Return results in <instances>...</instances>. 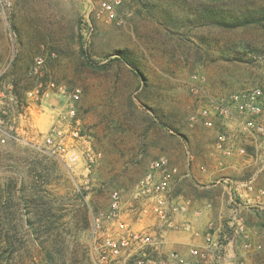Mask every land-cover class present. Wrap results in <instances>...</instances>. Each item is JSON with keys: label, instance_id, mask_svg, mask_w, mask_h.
<instances>
[{"label": "rangeland", "instance_id": "374dc122", "mask_svg": "<svg viewBox=\"0 0 264 264\" xmlns=\"http://www.w3.org/2000/svg\"><path fill=\"white\" fill-rule=\"evenodd\" d=\"M101 3L31 0L18 20L0 19V59L16 58L17 44L31 51L10 73H26L42 46L57 54L48 60L45 80L81 90L72 119L83 137L77 145L84 154L89 147L101 154L96 178L88 179L84 160L68 168L23 143L0 146V264H137L131 258L144 249H124L115 258L104 247L117 236L108 219L112 192H121L123 220L148 232L136 227L153 218L140 216L144 202L135 190L152 162L165 156L186 168L205 140L216 148L221 136L223 156L244 149L243 159L253 161L244 177L226 183L240 185L246 196L235 191L218 235L227 238L222 252L204 250L199 264H264V135L245 131L237 113L214 118L212 128L190 121L211 101L264 91V0L125 1L116 8L121 25L98 18ZM57 14L70 18L64 40ZM247 19L257 21L232 27ZM87 20L94 27L88 47L82 35ZM31 30L40 33L30 37ZM122 53L139 72L118 57ZM26 81L22 86L32 87ZM66 103L52 92L34 112L21 110L16 127L22 138L32 137L34 124L47 131ZM259 121L264 125V115ZM235 213L245 220V236L229 227ZM161 254L149 250L151 257Z\"/></svg>", "mask_w": 264, "mask_h": 264}, {"label": "built area", "instance_id": "2783aa9c", "mask_svg": "<svg viewBox=\"0 0 264 264\" xmlns=\"http://www.w3.org/2000/svg\"><path fill=\"white\" fill-rule=\"evenodd\" d=\"M125 1L130 2L133 0H102L101 12L98 14V18L104 16L108 21H115L121 25L122 21L118 18L116 8ZM15 2L16 0H0L1 20L8 19ZM93 33L94 27L87 20V27L82 31L86 47H88ZM48 58L56 59L57 54L51 53L43 46L41 53L33 57L32 63L25 73V76L32 81L33 85L26 90L24 94L25 100L18 99L14 93L12 80L8 76L9 70L13 67L15 56L5 63L0 60V146H6L10 142L23 143L33 150L57 160L68 168H74L84 160L85 177L95 179V170L100 165L101 154L97 153L92 147H89L85 154L80 151L77 144L83 141V137L80 135L79 129L72 127V119L76 117L77 113L75 103L80 100L81 90L79 88L71 89L65 84L45 80ZM193 79L196 80L197 76H194ZM193 91L195 92V90ZM52 92L67 100L66 110L56 114L47 131H40L39 125L34 124L31 126L32 137L27 140L23 139L20 130L16 127L17 121L23 119V111L25 114L34 112V108L41 107L45 98ZM21 110L23 111L21 112ZM234 113L244 117L245 121L242 125L245 131L252 135H264V125L259 121L264 115L263 89L243 90L231 94L228 98L211 101L203 106L197 115L192 116L190 121L193 124L198 122L207 128H212L214 118L228 119ZM225 141L226 138L221 136L216 149L222 152V154L227 155L228 153L224 148ZM237 154L239 157L244 158L246 151L239 149ZM177 173V168H172L165 156H161L152 162L148 172L138 182L135 190V197L144 202L140 216L151 213L164 227L170 230L180 228L185 232L193 233L190 224L184 223L178 226L173 217L174 212L185 214L188 211L187 205H171L169 201L171 183ZM259 193L260 195H264L263 190ZM122 204L121 192L113 191L108 219L116 223L117 236L109 238L104 247L115 258L120 256L122 250L137 247L145 250L138 257L131 258L137 264H199V261L205 257L204 250L209 251L213 249L218 253H221L223 250V241L227 238L225 236L223 238L218 236L221 230L215 229L210 224L204 233L205 248L192 249L189 258L178 252L169 253L165 258L151 257L149 250H157L158 244L155 238L151 233L134 231L123 220ZM229 227L238 235H246L245 220L239 213H235L232 216ZM196 234L194 232V235ZM246 247L249 248L250 246L246 245Z\"/></svg>", "mask_w": 264, "mask_h": 264}, {"label": "crops", "instance_id": "0c3cea01", "mask_svg": "<svg viewBox=\"0 0 264 264\" xmlns=\"http://www.w3.org/2000/svg\"><path fill=\"white\" fill-rule=\"evenodd\" d=\"M31 0H16L12 13L9 15V21L14 22L18 20L22 13L25 12V8ZM37 2H44L47 0H35ZM62 1V0H58ZM67 2V1H66ZM21 11V13L19 12ZM30 15V14H27ZM58 15V35L64 40L69 28L70 18L68 14ZM43 17V16H42ZM40 32L33 30L28 34L31 36H37ZM44 34V32H42ZM43 36V35H42ZM32 49V48H30ZM28 49L22 45L16 47V58L13 61V65L16 63L18 68L23 67L20 63V59L24 57ZM33 52V49H32ZM41 53L39 49H35L32 53L34 55ZM31 54V55H32ZM1 60V59H0ZM50 60V58H48ZM2 62H7L4 58ZM31 65V63H30ZM208 141V140H207ZM206 140L197 149L196 157H189L186 168L181 165L170 162L172 168H177L178 173L174 176L171 183V195L169 201L171 205H187L188 211L185 214L174 212L173 217L178 226L184 223L190 224L193 233H188L180 228L170 230L163 226V224L151 214V218L145 222V226L138 224L136 227H142L145 231L151 232L157 242V250L162 258L167 257L169 253L178 252L185 257H190V251L194 248H205L204 233L208 229V226L212 224L215 229L221 230L222 223L226 220L230 214V206L233 198L238 192L240 197H245V191L240 190L241 186L227 185L230 181L235 182L233 179L237 176V179L244 177L242 172L246 166L252 165V159L245 161V159L238 156V154L223 156L222 152L217 151L212 144H208ZM235 145L233 144L232 147ZM257 161V160H256ZM256 164V162H254ZM218 178V179H217ZM215 180V181H214ZM214 181V182H213ZM239 183V182H237ZM234 205V204H233ZM126 212V207H125ZM126 214V213H125ZM137 215V214H135ZM128 217V215H125ZM135 218V216H134ZM141 221V220H139ZM194 232L197 234L194 235Z\"/></svg>", "mask_w": 264, "mask_h": 264}, {"label": "trees", "instance_id": "16d2710c", "mask_svg": "<svg viewBox=\"0 0 264 264\" xmlns=\"http://www.w3.org/2000/svg\"><path fill=\"white\" fill-rule=\"evenodd\" d=\"M257 20H245V22H242L241 24L240 23H236L235 25H233L232 27H238V26H242V25H247V24H251L252 22H255ZM120 58H122L123 60L126 61V63L132 68L133 71L135 72H139V68L137 67L136 64H134L133 62H131L129 59L126 58V56L122 53V54H119ZM118 59V58H117ZM17 66H16V63L13 65V69H16ZM12 69L11 73H9V78L11 77L10 74H12V78H10L12 80V83H13V86H14V93L17 95L18 99L19 100H22L23 99V95L25 94L26 90L29 89L28 87V84L25 86V88L22 86L23 83H26L28 80V78L25 76V73L24 74H18V73H15L14 70ZM26 79V80H25ZM30 82H32L30 79H29ZM31 85V84H30ZM33 85V83H32ZM145 85H146V82H145ZM31 88V87H30ZM131 263V261H130Z\"/></svg>", "mask_w": 264, "mask_h": 264}]
</instances>
